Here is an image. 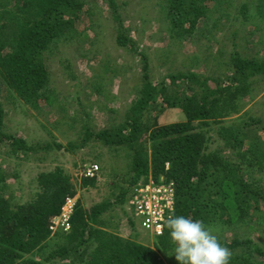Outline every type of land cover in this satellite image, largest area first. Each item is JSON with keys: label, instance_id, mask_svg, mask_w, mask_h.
<instances>
[{"label": "trees", "instance_id": "1", "mask_svg": "<svg viewBox=\"0 0 264 264\" xmlns=\"http://www.w3.org/2000/svg\"><path fill=\"white\" fill-rule=\"evenodd\" d=\"M162 1L173 38L192 37L200 31L201 19H209L211 0ZM106 2L117 23V44L138 54L142 62L143 83L124 119L96 130L83 116L78 126L75 114L69 124L79 127V139L66 145L30 143L6 132L0 101V151L8 147L10 154L20 157L54 147L74 152L89 142L123 146L132 158L131 186L145 182L150 174L158 181L175 182V215L201 220L206 227L220 223L255 227L259 222L264 230V114L245 111L233 116L240 113L252 85H264V56L244 55L237 41L216 72H170L154 82L150 57L130 36L118 0ZM251 4L241 5L239 12L245 18L250 16ZM85 7V0H0V95L17 97L37 110L42 102H52L47 54L60 41H73L82 33L77 21L83 13H91ZM256 11L264 19V0L256 2ZM174 111L180 118L166 122ZM211 121L219 123L217 134L224 148L210 149L212 135L204 127ZM7 176L0 171V264H42L28 255L43 249L51 237L58 241L45 259L69 264H164L161 252L173 251L167 227L155 237L154 248L137 241L136 233L124 237L106 228L102 217L114 205L111 200L89 208L77 202L71 231L50 230L66 199L77 194L63 166L39 172L35 195L26 201L6 192ZM96 183L97 176L82 177L83 187ZM131 191L121 187L115 200L129 202ZM134 217L129 226L136 229ZM219 241L231 252L230 264H264V247L250 235L234 234ZM170 258L179 264L174 254Z\"/></svg>", "mask_w": 264, "mask_h": 264}, {"label": "rangeland", "instance_id": "2", "mask_svg": "<svg viewBox=\"0 0 264 264\" xmlns=\"http://www.w3.org/2000/svg\"><path fill=\"white\" fill-rule=\"evenodd\" d=\"M257 1H208L211 11L209 19L202 18L200 31L188 39L171 36L170 22L165 16L162 0H118V3L130 36L137 40L139 50L150 57V74L157 82L170 72L191 70L209 74L218 68L220 70L237 41L244 55L264 56V19L257 15ZM85 2V10L89 8L91 13H83L77 21L82 33L73 41H60L47 54L51 76L48 91L52 102H42V107L37 110L17 97L0 95L6 112V132L22 136L30 143L56 142L66 145L69 140L79 139V127L69 124L72 116L78 115V126L87 119L92 128L99 130L110 121L119 123L124 119L128 107L138 97L143 83L141 57L117 44V23L106 0ZM245 2L253 4L249 18L239 12ZM234 32L237 38L233 36ZM252 88V93L242 101L240 113H233V116L245 111L264 114V85L254 84ZM81 116L83 121L80 120ZM178 116L180 118V114L174 111L166 122L176 121ZM218 126L219 123L211 121L210 126L204 127L212 135L208 143L210 149L224 148V141L217 134ZM90 163L99 165L97 183L93 187H83L84 170ZM131 163L128 148L107 147L92 142L74 152L54 147L50 151L16 157L9 153L8 147L0 151V171L8 174L6 192L14 194L18 200L26 201L35 195L39 172L57 165L63 166L77 186L74 197L81 206L89 208L106 200L115 202L103 214L106 228L124 237L136 233L137 241L154 248L157 244L154 235L144 231L138 222L136 229L129 226V219L134 217L129 202L123 204L115 200L121 187L126 186L134 192L138 185L130 184ZM256 225L231 228L220 223L208 228L218 240L230 239L234 234H248L264 247V230L259 222ZM56 241L57 238L51 237L43 249H37L28 256L42 264H69L68 261L45 259L56 246ZM168 253L161 252L164 264H174Z\"/></svg>", "mask_w": 264, "mask_h": 264}, {"label": "built area", "instance_id": "3", "mask_svg": "<svg viewBox=\"0 0 264 264\" xmlns=\"http://www.w3.org/2000/svg\"><path fill=\"white\" fill-rule=\"evenodd\" d=\"M98 172L99 165L90 163L83 176L95 177ZM76 204L75 197H68L59 216L52 219L50 230L70 232ZM129 206L144 231L154 237L163 235L168 217L176 210V184L173 180L158 181L153 176L139 182L130 197Z\"/></svg>", "mask_w": 264, "mask_h": 264}, {"label": "clouds", "instance_id": "4", "mask_svg": "<svg viewBox=\"0 0 264 264\" xmlns=\"http://www.w3.org/2000/svg\"><path fill=\"white\" fill-rule=\"evenodd\" d=\"M166 227L174 245L168 254H174L179 264H230L231 252L203 221L172 214Z\"/></svg>", "mask_w": 264, "mask_h": 264}]
</instances>
